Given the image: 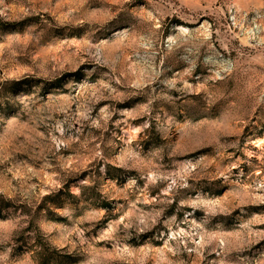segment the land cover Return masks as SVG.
<instances>
[{
	"label": "rangeland",
	"instance_id": "rangeland-1",
	"mask_svg": "<svg viewBox=\"0 0 264 264\" xmlns=\"http://www.w3.org/2000/svg\"><path fill=\"white\" fill-rule=\"evenodd\" d=\"M0 264H264V0H0Z\"/></svg>",
	"mask_w": 264,
	"mask_h": 264
}]
</instances>
